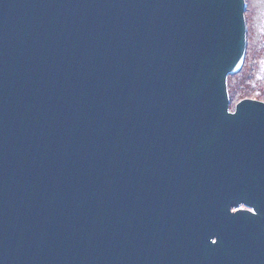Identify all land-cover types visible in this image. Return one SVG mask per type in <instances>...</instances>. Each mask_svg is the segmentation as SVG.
Here are the masks:
<instances>
[{
  "label": "water",
  "instance_id": "water-1",
  "mask_svg": "<svg viewBox=\"0 0 264 264\" xmlns=\"http://www.w3.org/2000/svg\"><path fill=\"white\" fill-rule=\"evenodd\" d=\"M244 12L0 0V264H264V102L227 89Z\"/></svg>",
  "mask_w": 264,
  "mask_h": 264
},
{
  "label": "rangeland",
  "instance_id": "rangeland-1",
  "mask_svg": "<svg viewBox=\"0 0 264 264\" xmlns=\"http://www.w3.org/2000/svg\"><path fill=\"white\" fill-rule=\"evenodd\" d=\"M246 51L241 69L229 74L231 110L244 99L264 102V0H245Z\"/></svg>",
  "mask_w": 264,
  "mask_h": 264
},
{
  "label": "bare ground",
  "instance_id": "bare-ground-1",
  "mask_svg": "<svg viewBox=\"0 0 264 264\" xmlns=\"http://www.w3.org/2000/svg\"><path fill=\"white\" fill-rule=\"evenodd\" d=\"M245 15V14H244ZM230 100V99H229ZM244 100H253V101H259V100H256V99H249V98H247V99H244ZM243 101V100H242ZM241 102V101H240ZM239 102V103H240ZM238 104V103H237ZM237 104H236V106H237ZM236 106H235V109H236ZM235 109L234 110H231V107H230V104H229V112L230 113H234L235 112ZM239 209H245L246 210V207L245 206H240V207H238V208H232V213H235L236 211H238Z\"/></svg>",
  "mask_w": 264,
  "mask_h": 264
}]
</instances>
